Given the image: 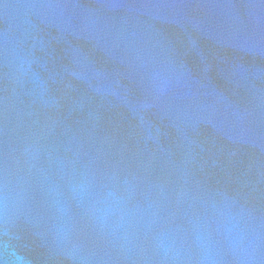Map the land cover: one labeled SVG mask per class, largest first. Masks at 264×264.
I'll use <instances>...</instances> for the list:
<instances>
[{
    "label": "water",
    "instance_id": "water-1",
    "mask_svg": "<svg viewBox=\"0 0 264 264\" xmlns=\"http://www.w3.org/2000/svg\"><path fill=\"white\" fill-rule=\"evenodd\" d=\"M0 264H264V0H0Z\"/></svg>",
    "mask_w": 264,
    "mask_h": 264
}]
</instances>
